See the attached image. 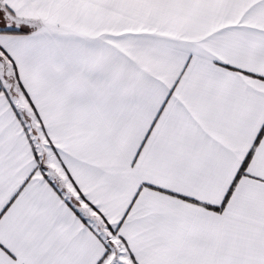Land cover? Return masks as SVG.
Instances as JSON below:
<instances>
[{
	"label": "snow or ice",
	"instance_id": "1",
	"mask_svg": "<svg viewBox=\"0 0 264 264\" xmlns=\"http://www.w3.org/2000/svg\"><path fill=\"white\" fill-rule=\"evenodd\" d=\"M0 264H264V0H0Z\"/></svg>",
	"mask_w": 264,
	"mask_h": 264
}]
</instances>
